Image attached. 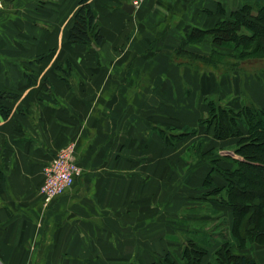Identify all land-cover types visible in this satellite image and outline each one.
<instances>
[{"label": "crops", "instance_id": "1", "mask_svg": "<svg viewBox=\"0 0 264 264\" xmlns=\"http://www.w3.org/2000/svg\"><path fill=\"white\" fill-rule=\"evenodd\" d=\"M2 1L0 92L17 98L5 102L11 115L0 119V264H160L171 251L181 257L184 234L213 229L176 219L218 220L180 219L185 202L200 198L209 175L218 187L225 182L210 161L187 158L204 129L176 148L155 129L198 127L214 95L236 110L245 97L264 108V73L202 72L177 62L176 52L191 30L211 29L264 0H140L137 7L133 0H91L104 38L92 48L68 44L80 0ZM185 51L209 57L234 50L205 38ZM208 138L222 150L238 143ZM71 143L82 175L47 203L44 169ZM213 208L231 227L232 210ZM233 253L264 264V246Z\"/></svg>", "mask_w": 264, "mask_h": 264}, {"label": "trees", "instance_id": "2", "mask_svg": "<svg viewBox=\"0 0 264 264\" xmlns=\"http://www.w3.org/2000/svg\"><path fill=\"white\" fill-rule=\"evenodd\" d=\"M90 1L80 0L75 23L69 34V45L92 48L100 47L104 42L98 16ZM205 38H210L220 47L230 46L234 51L229 56L213 52L209 57L190 55L185 51L188 42L199 43ZM176 55L177 62L184 60V64L198 70L205 66L207 70L221 72L222 75L242 72L246 68L255 73L264 72V3H246L232 12L230 19L222 20L211 29L191 30ZM57 69L58 72L64 71L62 65ZM16 98L15 95L0 92V119L7 120L10 117L11 109L5 102ZM205 103L208 112L199 121L198 127L183 130L156 128L155 131L169 147H177L188 137L199 134L201 129L212 133L213 139L217 141L238 140L233 148L237 158L221 157L219 151L222 149H209L205 140L196 142L187 153V157L192 155L197 161L210 159L212 173L224 180L225 186L218 187L209 175L203 186L207 192H203L199 199L206 200L204 203L209 214L205 215L213 220L222 219L221 224L224 223L225 229H221L218 224L209 233L184 234L186 239L181 257L171 251L162 258L160 264H202L213 249L215 252L208 264H257L254 259L236 256L233 250L251 251L256 246H264V108L244 101L242 108L236 110L215 95L208 97ZM213 203L232 210L231 227L223 213L213 208ZM195 208L188 207L185 212L200 210ZM178 222L187 224L184 220ZM212 222L199 221L195 225L203 227Z\"/></svg>", "mask_w": 264, "mask_h": 264}, {"label": "built area", "instance_id": "3", "mask_svg": "<svg viewBox=\"0 0 264 264\" xmlns=\"http://www.w3.org/2000/svg\"><path fill=\"white\" fill-rule=\"evenodd\" d=\"M140 2V0H133V5L137 7L140 5ZM3 8V1L0 0V15ZM76 157V145L71 143L62 148L45 167V181L40 189V193L47 203L63 197L72 191L77 179L83 172Z\"/></svg>", "mask_w": 264, "mask_h": 264}, {"label": "rangeland", "instance_id": "4", "mask_svg": "<svg viewBox=\"0 0 264 264\" xmlns=\"http://www.w3.org/2000/svg\"><path fill=\"white\" fill-rule=\"evenodd\" d=\"M230 47V46H229ZM227 63H231L230 61H228ZM224 67V66H223ZM201 71L202 72H207V71H210V70H207L206 69V67L205 66H202L201 67ZM221 71V70H220ZM245 71H247V72H252V70H250L249 68H246L245 69ZM214 72H216V73H219V74H221V72H217V71H214ZM240 72V71H239ZM235 73H238V72H234V73H230V75H233V74H235ZM253 73H255V72H253ZM264 72H261V71H259V72H256L255 74L256 75H259V74H263ZM245 99H246V101L247 102H249V103H253L252 102V100L249 98V97H245ZM211 133H207L206 135H205V133L204 132H201L200 133V140H205L206 142H207V145H208V148L209 149H211L212 147H211V145H210V142H209V138H208V136L210 135ZM199 140V141H200ZM198 141V142H199ZM176 148V147H175ZM235 150L232 148V149H229V150H222V151H219V155L221 156V157H225V156H231V157H233V158H237V156H235ZM190 161H192V164H196V163H198V165H200V164H202V163H204V162H206V161H210V159H202V160H200V161H197V160H194V156H192V155H188V157H187ZM180 172H182V170L179 168L178 170H175L174 172L172 171V172H170V174H171V178H173L174 176H176V175H178ZM172 183V182H171ZM170 189H171V187H170ZM202 192H204V193H206L207 192V190H200L199 191V195H201L202 194ZM198 195V196H199ZM174 197L176 196L177 198H179L180 196L179 195H173ZM172 197V196H171ZM193 200V201H192ZM204 202H206V200L205 199H199V198H197L196 200L195 199H191V201L189 200V201H186L185 202V204H186V206H187V208L188 207H196L195 209H200V210H198V211H184L183 213H182V215H178L179 217L180 216H186V215H199L200 213H203V214H200L201 216L202 215H205V214H207L208 212H207V204L206 203H204ZM188 210H190V209H188ZM209 214V213H208ZM204 217H208V218H210L208 215H206V216H204ZM224 217V216H223ZM181 218H183V217H180V219ZM179 219V218H178ZM178 219H176L177 221H178ZM211 219V218H210ZM176 220H174V221H176ZM213 220V219H212ZM222 219H219V220H217L216 222H214V223H210L209 224V226L208 227H206L207 228V230L208 229H210V228H212L213 230H215L216 228L214 227V226H217L218 224H220V227H221V229H223V227H224V229H225V225H224V223L223 224H221L222 223ZM185 223H187V224H190L191 226H197V225H195L196 223H198V222H185ZM199 224H202V223H199ZM180 226H181V224H180ZM189 226V225H188ZM183 239L185 240L186 238H185V236L183 237ZM175 242H178L177 240H174ZM257 247V246H256ZM255 247V248H256ZM255 249H253V250H251V251H254Z\"/></svg>", "mask_w": 264, "mask_h": 264}, {"label": "water", "instance_id": "5", "mask_svg": "<svg viewBox=\"0 0 264 264\" xmlns=\"http://www.w3.org/2000/svg\"><path fill=\"white\" fill-rule=\"evenodd\" d=\"M124 10L130 14L134 12V7L132 5H125Z\"/></svg>", "mask_w": 264, "mask_h": 264}]
</instances>
